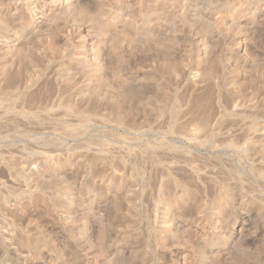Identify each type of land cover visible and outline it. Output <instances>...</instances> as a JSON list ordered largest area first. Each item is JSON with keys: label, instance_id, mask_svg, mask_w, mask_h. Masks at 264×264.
<instances>
[{"label": "rangeland", "instance_id": "1", "mask_svg": "<svg viewBox=\"0 0 264 264\" xmlns=\"http://www.w3.org/2000/svg\"><path fill=\"white\" fill-rule=\"evenodd\" d=\"M0 264H264V0H0Z\"/></svg>", "mask_w": 264, "mask_h": 264}]
</instances>
